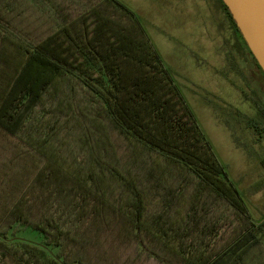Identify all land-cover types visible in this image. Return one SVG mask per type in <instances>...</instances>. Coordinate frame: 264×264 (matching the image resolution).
<instances>
[{"label": "trees", "instance_id": "trees-1", "mask_svg": "<svg viewBox=\"0 0 264 264\" xmlns=\"http://www.w3.org/2000/svg\"><path fill=\"white\" fill-rule=\"evenodd\" d=\"M71 1L75 4L0 0V236L16 232L17 226L30 227L59 248L64 263L90 264L86 246L97 255L99 241L86 242V233L107 239L105 230L113 224L144 253L159 256L161 246L169 250V264H248L251 250L261 243L255 223L216 247L226 216L215 210L226 203L246 213L245 202L137 17L113 0V11H126L138 36L120 42L137 44L140 53L158 63L200 150L182 144L183 135L170 133L161 108L148 96L153 86L132 81L133 71L119 63L113 29L107 26L110 5L86 17L91 3ZM73 12L85 18L74 24ZM101 28L111 34L110 47L98 35ZM65 41L76 54L64 53L69 51ZM61 83L70 94L67 117L58 109ZM176 105L170 100L164 107ZM257 107L264 113L263 106ZM253 121L263 135L264 121ZM78 147L88 157L83 163ZM0 264L34 263L0 239Z\"/></svg>", "mask_w": 264, "mask_h": 264}, {"label": "rangeland", "instance_id": "rangeland-1", "mask_svg": "<svg viewBox=\"0 0 264 264\" xmlns=\"http://www.w3.org/2000/svg\"><path fill=\"white\" fill-rule=\"evenodd\" d=\"M20 1L23 0H17ZM66 1L71 5L75 4L74 1ZM116 1L137 17L172 84L181 93L217 159L225 167L233 188L239 191L245 202L246 213L238 212L226 203L215 210L218 216H226L222 217L219 224L222 239L217 242L216 247L231 242L253 222L261 243L251 250L248 264H264V134H259L251 125L253 120L264 121V113L257 107V103L264 107V74L257 67L254 56L235 30L220 0ZM84 2L91 3L93 7L84 15L86 17L97 11L102 13L104 6L110 5L106 14L109 21L107 26L113 29L111 33L116 39L113 50L120 57L119 63L128 65V69L133 71L132 81L145 82L146 87L153 86L148 96L156 100V106L161 108L164 122L167 120L165 127L171 129L170 133L183 135L182 144L186 143L193 151L196 148L200 150L199 144L192 139V126L186 120V113L180 101L178 104L174 97L164 74L158 71V63L149 55L140 53L137 44L127 46L128 44L120 42L123 37H138L129 14L118 7L113 11V0ZM20 6H25V3ZM74 13L71 14L75 17L72 22L74 24L85 18ZM76 29L81 32V29ZM108 32V29L101 28L98 34L106 44L105 47L108 46L107 37L111 36ZM71 35L73 36L72 32ZM66 47L69 51L64 53L76 54L74 49L68 48L65 41L63 48ZM61 49L62 46L59 45L58 51ZM134 56L140 59H133ZM127 57L132 59L126 60ZM64 85L67 84L61 83L59 87L62 92L59 94L58 109L67 117L70 94ZM52 96L51 93L46 96L48 104L54 101ZM170 100L177 105L164 107ZM76 149L81 153L79 162L87 161L83 148ZM118 149L121 150L122 147ZM16 228V232L0 236V239L19 250L24 259L34 264H66L59 256V248L47 245L39 231L30 227ZM105 231L110 235L107 239L99 234L97 237L96 233L92 236L87 232L85 235L86 242L99 241L95 244L100 250L97 255L93 248L86 246L90 264H169L166 260L172 258V255L167 254L170 251L163 246L156 249L159 256L142 252L128 243L125 234L114 231L113 224L110 226L111 232ZM148 244L154 246L155 243Z\"/></svg>", "mask_w": 264, "mask_h": 264}, {"label": "water", "instance_id": "water-1", "mask_svg": "<svg viewBox=\"0 0 264 264\" xmlns=\"http://www.w3.org/2000/svg\"><path fill=\"white\" fill-rule=\"evenodd\" d=\"M264 72V0H223Z\"/></svg>", "mask_w": 264, "mask_h": 264}, {"label": "flooded vegetation", "instance_id": "flooded-vegetation-1", "mask_svg": "<svg viewBox=\"0 0 264 264\" xmlns=\"http://www.w3.org/2000/svg\"><path fill=\"white\" fill-rule=\"evenodd\" d=\"M236 23V22H235ZM237 25V24H236ZM248 46V45H247ZM249 48V47H248ZM250 50V49H249ZM251 52V51H250ZM252 53V52H251ZM253 55V54H252ZM255 58V57H254ZM256 60V59H255ZM263 71V70H262ZM264 73V72H263Z\"/></svg>", "mask_w": 264, "mask_h": 264}, {"label": "crops", "instance_id": "crops-1", "mask_svg": "<svg viewBox=\"0 0 264 264\" xmlns=\"http://www.w3.org/2000/svg\"><path fill=\"white\" fill-rule=\"evenodd\" d=\"M101 2L103 1V0H100ZM262 163H263V161H262Z\"/></svg>", "mask_w": 264, "mask_h": 264}]
</instances>
